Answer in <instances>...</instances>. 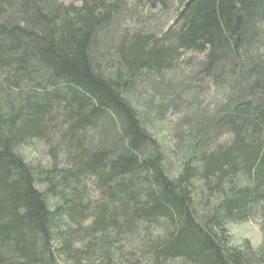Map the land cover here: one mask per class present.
Returning a JSON list of instances; mask_svg holds the SVG:
<instances>
[{
    "label": "trees",
    "instance_id": "obj_1",
    "mask_svg": "<svg viewBox=\"0 0 264 264\" xmlns=\"http://www.w3.org/2000/svg\"><path fill=\"white\" fill-rule=\"evenodd\" d=\"M143 5L171 27L122 32ZM188 54L191 103L167 79ZM122 260L264 264V0H0V264Z\"/></svg>",
    "mask_w": 264,
    "mask_h": 264
},
{
    "label": "rangeland",
    "instance_id": "obj_2",
    "mask_svg": "<svg viewBox=\"0 0 264 264\" xmlns=\"http://www.w3.org/2000/svg\"><path fill=\"white\" fill-rule=\"evenodd\" d=\"M63 4H70L73 3L75 0H59ZM173 9L168 6L167 9H158V10H150L149 8H146V6H138L135 9V14L131 15H126V19H124L122 22L118 23L119 29H122L123 31H128V33H134V32H141L143 34H148V35H154V36H160L161 33H163L167 27H171L172 25V20L171 17L173 16L172 14ZM133 12V13H134ZM167 17V18H166ZM183 57V58H182ZM179 64L175 66V70H173V74L168 73V78L174 80V84L177 85H184L186 88L185 90V95H186V101L191 103V101L194 99V94H193V89L194 87L186 84L185 79L186 77L188 78L191 73V68L189 66H193L194 62H198L202 60V56H195V55H185L182 56ZM188 62V67L183 65L184 63ZM191 70V71H190ZM187 86V87H186ZM197 88L194 89V91ZM195 93V92H194ZM213 101H209L204 103L203 106H208L209 110L214 109ZM193 106V105H192ZM202 106V107H203ZM193 106V110H195ZM186 107L185 108H178L177 111H174L172 109L166 111L165 113V121L170 125L172 124L175 120L179 119L184 115V117H189V114L186 112ZM167 127V126H166ZM161 134H156L155 140L161 139ZM163 136L164 132H163ZM57 143H58V139ZM163 142L162 144L160 143L161 146L170 148L172 141H169L167 138L163 137L161 139ZM47 150L48 147L41 142H36L28 145L24 151H23V156L25 159L32 161L34 163L38 162L37 160L40 161V164L43 165L44 163L46 164L49 160V157L47 156ZM64 161L62 158H58V165L59 167L64 166ZM177 164L176 162L172 164L171 171H176ZM91 185L89 184L87 187V191L89 192V195L91 196L92 200L96 198L97 191H93L91 189ZM87 217L85 219L81 220V227L83 229H86L89 227L91 221L93 220L92 216L89 214H86ZM261 219L259 216L252 217L246 221L243 222H233L228 224V234L230 238V243L233 246H239L242 244L244 241H248L250 243V246L255 247L258 245L261 241ZM114 261V260H112ZM126 261L122 260V262H119L118 264H124ZM99 264V263H98ZM126 264V263H125Z\"/></svg>",
    "mask_w": 264,
    "mask_h": 264
}]
</instances>
